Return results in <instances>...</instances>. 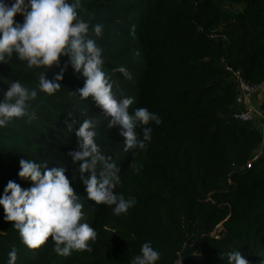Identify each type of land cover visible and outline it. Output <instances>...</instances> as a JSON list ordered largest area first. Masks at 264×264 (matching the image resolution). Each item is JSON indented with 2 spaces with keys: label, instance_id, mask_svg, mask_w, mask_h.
<instances>
[{
  "label": "trees",
  "instance_id": "16d2710c",
  "mask_svg": "<svg viewBox=\"0 0 264 264\" xmlns=\"http://www.w3.org/2000/svg\"><path fill=\"white\" fill-rule=\"evenodd\" d=\"M3 2L10 6L13 0ZM81 3L80 16L103 50L104 71L117 96L134 98L129 114L146 107L161 123L148 125L152 132L146 149L124 151L122 127L109 129L95 101L79 97L85 78L75 72L69 57L62 56L60 67L51 69L29 68L15 53L10 63H0V100L16 81L37 91V98L29 101L34 119L26 116L0 127V198L10 180L23 189L33 186L18 175L22 158L49 168L65 167L86 222L97 232L91 252L60 256L51 238L40 249L30 250L0 205V264H8L13 247L18 250L16 264H131L145 242L161 254L156 264H179L185 247L194 245L202 233L198 255L204 264H227L226 254L234 250L249 264H260L264 156L242 172L263 135L254 124L233 118L236 84L227 67L249 82L264 83V0ZM15 20L22 24L24 17L17 15ZM97 24L103 26L99 37L92 32ZM64 65L60 89L52 95L40 91L39 74L45 71L53 80ZM121 66L131 73V80L114 71ZM261 110L264 120V100ZM69 113L77 121L72 132L65 123L71 122ZM89 118L98 121L95 142L101 153L120 169L115 193L136 200L127 214L116 215L115 205L87 199L79 166L69 155L78 150L75 131ZM136 131L142 139L141 128Z\"/></svg>",
  "mask_w": 264,
  "mask_h": 264
},
{
  "label": "clouds",
  "instance_id": "9594fccd",
  "mask_svg": "<svg viewBox=\"0 0 264 264\" xmlns=\"http://www.w3.org/2000/svg\"><path fill=\"white\" fill-rule=\"evenodd\" d=\"M84 10L81 0H13L9 6L0 0V63H10L15 53L19 61L26 62L29 68L60 67V58L67 56L76 73L85 78L84 86L78 89L79 97L86 101L92 98L102 109L109 129L120 125L121 136L125 138L124 151L139 148L144 150L151 140L150 122L161 123L160 117L146 107L129 114L134 98L118 97L114 82L104 71L105 61L102 48L90 35V25L80 16ZM22 15V24L16 22ZM103 26L92 28L96 37L101 36ZM138 55V53H137ZM67 65L53 80L46 78V72L39 74L40 91L52 95L61 87ZM114 71L132 79L127 68L121 66ZM73 95L77 93L73 92ZM37 98L36 90H29L19 81L12 82L0 100V127H5L14 119L35 118L29 113V101ZM68 132L74 130L77 121L68 114ZM98 121L86 119L75 131L78 137V150L70 152L74 163L78 164L80 178L87 192V199L95 204L115 205L116 215L127 214L136 200L115 193L121 183L120 169L101 153L95 138ZM137 127L143 138H139ZM21 179L30 180L33 186L23 189L14 181H9L4 189L0 205L3 206L6 221L13 223L23 244L30 250L40 249L51 238L54 251L60 256H70L73 251L91 252L90 244L97 238L95 229L86 222L81 198L75 193L70 180L65 175V167L49 168L29 159H20ZM132 167L139 171L135 164ZM141 254L136 255L131 264H156L160 253L150 242L141 246ZM18 250L9 252L8 264H16ZM227 264H249L238 250L226 254ZM221 259L225 254L221 253ZM264 264V259L260 260Z\"/></svg>",
  "mask_w": 264,
  "mask_h": 264
},
{
  "label": "built area",
  "instance_id": "2783aa9c",
  "mask_svg": "<svg viewBox=\"0 0 264 264\" xmlns=\"http://www.w3.org/2000/svg\"><path fill=\"white\" fill-rule=\"evenodd\" d=\"M227 71L231 73L232 79L236 84L237 94L233 118L241 123L260 125L258 122H261L262 114L259 113V97L263 94L261 84L245 80L239 71H233L228 67ZM251 166L252 163L250 161L246 170H250Z\"/></svg>",
  "mask_w": 264,
  "mask_h": 264
},
{
  "label": "rangeland",
  "instance_id": "374dc122",
  "mask_svg": "<svg viewBox=\"0 0 264 264\" xmlns=\"http://www.w3.org/2000/svg\"><path fill=\"white\" fill-rule=\"evenodd\" d=\"M230 8H232L233 10H241L242 7L240 6H229ZM261 90L263 91V94L259 97V103H260V106H259V113L262 114V110H261V105L263 103V100H264V83L261 84ZM262 120L261 122H258L260 123V125H255L258 130L262 133L263 135V143L261 144V146L256 149V151L254 152V155L251 159V163L253 164L257 159H259L260 157L264 156V120H263V114H262ZM204 236V233L202 234H199L198 235V241L192 245V246H186L185 249H184V252L181 256L185 255L186 253H189L192 257H196V258H201L198 253H197V247L199 245V242L200 240L202 239V237ZM182 259V257H181Z\"/></svg>",
  "mask_w": 264,
  "mask_h": 264
},
{
  "label": "water",
  "instance_id": "95a60500",
  "mask_svg": "<svg viewBox=\"0 0 264 264\" xmlns=\"http://www.w3.org/2000/svg\"><path fill=\"white\" fill-rule=\"evenodd\" d=\"M246 172H247V170H244L242 173H246ZM200 245H201V240H200L199 245L197 247V253L200 249ZM183 252L181 254H183ZM180 257H182V259H180L179 264H204V257L203 256H200L201 258H196V257H192L189 253H186L183 256L180 255Z\"/></svg>",
  "mask_w": 264,
  "mask_h": 264
}]
</instances>
